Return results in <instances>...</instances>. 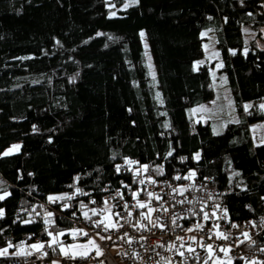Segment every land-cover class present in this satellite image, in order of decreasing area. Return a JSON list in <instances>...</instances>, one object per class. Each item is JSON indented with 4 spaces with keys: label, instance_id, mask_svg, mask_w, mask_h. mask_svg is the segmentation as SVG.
<instances>
[{
    "label": "trees",
    "instance_id": "1",
    "mask_svg": "<svg viewBox=\"0 0 264 264\" xmlns=\"http://www.w3.org/2000/svg\"><path fill=\"white\" fill-rule=\"evenodd\" d=\"M125 1L0 0V264L32 253L38 237L43 257L58 258L48 233L125 182L121 162L169 182L213 178L231 222L264 210V141L250 133L264 122V0H135L109 15ZM203 30L215 34L237 115L218 134L188 114L214 95L209 67H192ZM53 195L66 219L46 224Z\"/></svg>",
    "mask_w": 264,
    "mask_h": 264
},
{
    "label": "built area",
    "instance_id": "2",
    "mask_svg": "<svg viewBox=\"0 0 264 264\" xmlns=\"http://www.w3.org/2000/svg\"><path fill=\"white\" fill-rule=\"evenodd\" d=\"M114 170L126 173V181L107 183L100 201L88 197L79 216L70 220L76 233L68 238H92L98 253L66 256L61 264H214L224 253L233 264L264 259V210L248 221L231 222L213 178L176 176L169 182L126 162ZM59 198L53 195L42 203L43 223L66 219L53 208ZM36 241L41 243L39 251L8 264L50 261L42 255L47 244L40 237Z\"/></svg>",
    "mask_w": 264,
    "mask_h": 264
},
{
    "label": "rangeland",
    "instance_id": "3",
    "mask_svg": "<svg viewBox=\"0 0 264 264\" xmlns=\"http://www.w3.org/2000/svg\"><path fill=\"white\" fill-rule=\"evenodd\" d=\"M136 3L135 0H127L120 6H113L109 4L110 16L118 15L119 10H124ZM127 5V7H125ZM141 33L144 35L141 36ZM140 37L143 45V53L145 57L146 68L151 78H154V70L152 59L149 55L148 44L146 41V35L144 31L140 32ZM202 37V50L203 56L195 60L192 64L193 69L198 68L201 65H207L209 68V76L211 79V87L213 90V98L208 102L199 104L191 108L188 114L195 120L201 122L208 121L210 123L213 133L218 134L224 131L228 123L237 121V115L232 103V99L229 93L226 79L220 73L221 61L218 50L215 46V34L211 30H203L201 32ZM260 47H264V41L259 42ZM250 133L253 137L255 144L264 141V122L254 123L250 126ZM18 146V147H17ZM20 144L14 143L5 148L1 152V156H8L15 154L19 151ZM76 231L72 229H65L58 231L57 233H48L47 243H58V258H52L50 261L41 264H61L60 258L71 256L76 257L78 255H86L92 251H96V244L94 239L88 238L83 241H76L75 239L69 242H62V237L65 235L75 234ZM34 245L36 247H34ZM31 252H37L41 248V243L35 241L31 243ZM98 253V251H96ZM43 255V254H42ZM214 264H233L226 253L222 259L214 261ZM247 264V263H243Z\"/></svg>",
    "mask_w": 264,
    "mask_h": 264
},
{
    "label": "snow or ice",
    "instance_id": "4",
    "mask_svg": "<svg viewBox=\"0 0 264 264\" xmlns=\"http://www.w3.org/2000/svg\"><path fill=\"white\" fill-rule=\"evenodd\" d=\"M125 7H127V5H125ZM144 34L143 33H141V36H143ZM245 107V110H247L249 107H251L250 105H245L244 106ZM262 108H264V105H262L261 106ZM18 147V146H17ZM177 179H179V177H177ZM0 199H2V197H0ZM141 207H144V205H140ZM106 227H107V225H106ZM245 236H247V233H245ZM226 238V237H225ZM34 247H36L35 245H34ZM211 249H209V251H210ZM6 251V250H5ZM0 254H3V253H0Z\"/></svg>",
    "mask_w": 264,
    "mask_h": 264
}]
</instances>
